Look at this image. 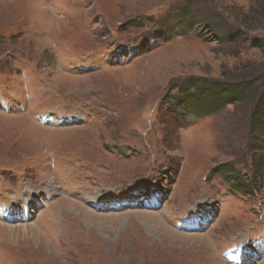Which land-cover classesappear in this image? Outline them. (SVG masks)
Instances as JSON below:
<instances>
[{
  "label": "rangeland",
  "instance_id": "obj_1",
  "mask_svg": "<svg viewBox=\"0 0 264 264\" xmlns=\"http://www.w3.org/2000/svg\"><path fill=\"white\" fill-rule=\"evenodd\" d=\"M257 76L264 0H0V264H264V168L250 194L227 177H251L264 84L167 107L182 81Z\"/></svg>",
  "mask_w": 264,
  "mask_h": 264
},
{
  "label": "trees",
  "instance_id": "obj_2",
  "mask_svg": "<svg viewBox=\"0 0 264 264\" xmlns=\"http://www.w3.org/2000/svg\"><path fill=\"white\" fill-rule=\"evenodd\" d=\"M187 6L188 4L179 11L180 15H187L189 12ZM182 18L184 20L187 17L182 15ZM193 21L195 20L190 18L185 21V24L180 22L178 26L184 30L185 26L189 23L193 24ZM201 23L205 28L212 30L221 41L237 42L240 40L238 31L222 27L219 23L213 22L209 16L201 18ZM158 36H161V34H158ZM158 39L160 40L161 37ZM263 84L264 76L228 82H209L201 78L189 79L174 86L176 92L168 97L170 103L167 107L179 119L193 120L210 117L217 114L228 104L233 105L234 103L244 102L247 98L249 99L251 93L256 88L259 91ZM248 134L250 137L248 149L254 155L251 164V177L240 176L238 172H233L232 175L227 176L230 185H234L236 191L246 194H250L252 190H260L262 187L261 182L257 180L264 168V138H262L264 137V92L258 96L253 104ZM219 169V172H230L225 165Z\"/></svg>",
  "mask_w": 264,
  "mask_h": 264
},
{
  "label": "bare ground",
  "instance_id": "obj_3",
  "mask_svg": "<svg viewBox=\"0 0 264 264\" xmlns=\"http://www.w3.org/2000/svg\"><path fill=\"white\" fill-rule=\"evenodd\" d=\"M56 187H58V184L55 182V179H53V183H50V188H51V191L54 190ZM50 191V192H51ZM27 211L28 210H25L24 213L22 214V216L24 217L25 215H27ZM0 216L1 217H5V218H13V216L5 209H0Z\"/></svg>",
  "mask_w": 264,
  "mask_h": 264
}]
</instances>
